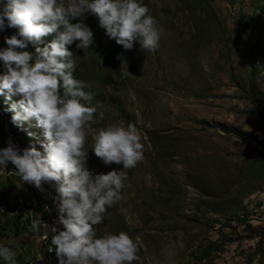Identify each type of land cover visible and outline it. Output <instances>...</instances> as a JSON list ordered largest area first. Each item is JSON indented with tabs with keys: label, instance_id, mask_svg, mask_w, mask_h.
I'll list each match as a JSON object with an SVG mask.
<instances>
[{
	"label": "rangeland",
	"instance_id": "1",
	"mask_svg": "<svg viewBox=\"0 0 264 264\" xmlns=\"http://www.w3.org/2000/svg\"><path fill=\"white\" fill-rule=\"evenodd\" d=\"M143 2L161 29L159 47L146 52L134 41L118 72L103 63L105 54L115 61L116 43L93 15L83 14L82 22L103 52L77 49L76 41L66 45L75 55L74 78L94 93L93 116L103 114L93 126L131 121L143 145V159L125 170L121 199L94 226L95 234L126 232L140 257L132 264H264V0ZM14 31H0V47ZM49 40L42 36L39 46ZM33 47L26 44L23 50L33 53ZM4 71L0 65V74ZM18 98L5 102L0 96V147L10 140L18 149L42 152L34 119L20 121L17 128L10 122L12 111H4ZM91 143L86 137L90 172L121 167L104 165L89 149ZM41 187L40 205H48L54 189L44 182ZM1 190L10 191L14 209L6 211L8 204L0 201V244L23 264L26 253L8 215L20 211L19 220L29 224L34 198L29 207L22 199L37 189L20 182L9 163L0 169ZM39 219L50 225L55 213ZM29 242H36L38 257L37 246L49 241L29 236ZM50 262L57 264L56 258Z\"/></svg>",
	"mask_w": 264,
	"mask_h": 264
},
{
	"label": "clouds",
	"instance_id": "2",
	"mask_svg": "<svg viewBox=\"0 0 264 264\" xmlns=\"http://www.w3.org/2000/svg\"><path fill=\"white\" fill-rule=\"evenodd\" d=\"M85 13L93 15L104 34L124 49H131L134 41L146 52L159 47L161 29L143 0H3L0 31L5 27L15 31L3 38L6 46L0 47V65L5 70L0 74V96L5 102L19 97L4 111H12L10 122L17 128L20 121L34 119L43 141L41 152L32 146L18 149L6 140L0 147V169L10 163L20 182L37 189L28 191L27 199L39 197L41 182L54 189L53 223L45 224L37 214L28 230L44 229L41 238L49 241L47 251H54L57 264H132L140 259L135 240L124 231L98 236L94 226L121 199L125 170L143 159V145L131 121L93 126L103 114L93 116L94 93L74 78L75 55L66 48L73 41L77 49H88L92 43V33L82 22ZM47 34L54 35L39 46ZM26 44L34 46V55L23 50ZM86 137H91L89 149L104 165L121 167L90 172L85 167ZM1 191L10 202V191ZM16 231L15 225L13 235L19 245ZM16 255L0 244L4 264H16Z\"/></svg>",
	"mask_w": 264,
	"mask_h": 264
},
{
	"label": "built area",
	"instance_id": "3",
	"mask_svg": "<svg viewBox=\"0 0 264 264\" xmlns=\"http://www.w3.org/2000/svg\"><path fill=\"white\" fill-rule=\"evenodd\" d=\"M9 200H11V198ZM14 204L19 205L17 199L15 200ZM31 213H37L38 215H43L46 213H55L56 216V209L54 207L52 198L49 201L48 205H40L39 197H34L33 209ZM28 227L29 225H23V223L18 224V230L20 231V238H18V240L21 243L22 252L29 254V264H42V261H37L36 256L34 255V245L36 242H29L28 238H25V231ZM38 231L43 232L44 230ZM50 255H54V251H48L47 255L45 256V260H49V264H53L50 262Z\"/></svg>",
	"mask_w": 264,
	"mask_h": 264
},
{
	"label": "bare ground",
	"instance_id": "4",
	"mask_svg": "<svg viewBox=\"0 0 264 264\" xmlns=\"http://www.w3.org/2000/svg\"><path fill=\"white\" fill-rule=\"evenodd\" d=\"M43 193V192H42ZM44 195V194H43ZM44 196H46V195H44ZM31 197H35V196H32V195H28V199H27V203L25 202V203H23L24 204V206L25 207H29L30 205H29V201H30V198ZM45 199V197H40V195H39V202H40V204H41V201L42 200H44ZM14 209V205H13V208L11 209L10 207H8L7 209H6V211H12ZM10 213V212H9ZM10 215V214H9ZM8 215V218L9 219H11V220H13L14 221V225H16L17 226V231H16V233H18V232H20L19 230H18V224H20V223H22L21 221H23L22 220V216H23V213L22 212H20V211H18L17 213H15V214H13V215H10L9 216ZM35 217V213L33 214V215H31L30 217H29V221L32 219V218H34ZM19 218H20V220H19ZM28 221V222H29ZM53 222V221H52ZM51 222V223H52ZM51 223H50V225H51ZM24 225H26L25 224V222H24ZM27 225H29V224H27ZM58 228H60L61 226H57ZM26 230H27V233L29 234V236H35V237H37L38 238V240L40 241V242H42V241H47V239H43V238H41V234L43 233L42 231H37L36 233H33V232H31V231H29L28 230V228H26ZM38 230H44L43 228H39ZM51 235V234H50ZM17 236V235H16ZM18 236H19V238H20V234H18ZM29 236H28V241H29ZM43 246V245H42ZM47 247H48V244L47 245H44L43 247H40V246H37V248L39 249L38 251L41 253L38 257H36V259H37V261H42V264H49V260H45V256L47 255V253H48V251H47ZM26 257H25V261H26V259H27V256H28V254H26L25 255ZM50 259H55V255H50ZM25 261H24V264H25Z\"/></svg>",
	"mask_w": 264,
	"mask_h": 264
},
{
	"label": "trees",
	"instance_id": "5",
	"mask_svg": "<svg viewBox=\"0 0 264 264\" xmlns=\"http://www.w3.org/2000/svg\"><path fill=\"white\" fill-rule=\"evenodd\" d=\"M53 35L54 34H47V35H45V37H47V38H49L51 40ZM89 48H90L91 52H93V51H97L98 53H102L103 52V50L99 47V45L97 43H95V44L91 43L89 45ZM114 50H115L114 53L117 54L116 55L117 57H115L116 58L115 61H112V63H110L111 62L110 59H112V58H109V56H107V54H105V55H103V63L105 65L109 66L110 68H112L113 65H114V67H115L114 71L118 72L119 71L118 63L121 62V60L124 61V60H127L129 58V50L128 49H124L122 46L117 45V44H116ZM1 200L5 201L8 204V207H9V202L5 198V196L3 195L2 191L0 192V201ZM203 256H206V255H203Z\"/></svg>",
	"mask_w": 264,
	"mask_h": 264
},
{
	"label": "crops",
	"instance_id": "6",
	"mask_svg": "<svg viewBox=\"0 0 264 264\" xmlns=\"http://www.w3.org/2000/svg\"><path fill=\"white\" fill-rule=\"evenodd\" d=\"M16 237H17V238H19V236H18V235H17Z\"/></svg>",
	"mask_w": 264,
	"mask_h": 264
}]
</instances>
